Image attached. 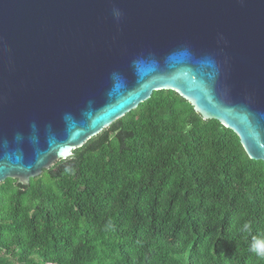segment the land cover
<instances>
[{"label":"water","instance_id":"water-1","mask_svg":"<svg viewBox=\"0 0 264 264\" xmlns=\"http://www.w3.org/2000/svg\"><path fill=\"white\" fill-rule=\"evenodd\" d=\"M158 91L264 164V0H0V183L28 186Z\"/></svg>","mask_w":264,"mask_h":264},{"label":"trees","instance_id":"trees-1","mask_svg":"<svg viewBox=\"0 0 264 264\" xmlns=\"http://www.w3.org/2000/svg\"><path fill=\"white\" fill-rule=\"evenodd\" d=\"M262 234L264 164L171 91L28 186L0 183V264H264Z\"/></svg>","mask_w":264,"mask_h":264},{"label":"clouds","instance_id":"clouds-1","mask_svg":"<svg viewBox=\"0 0 264 264\" xmlns=\"http://www.w3.org/2000/svg\"><path fill=\"white\" fill-rule=\"evenodd\" d=\"M70 170V169H69ZM250 229V225L245 223L241 231L242 232H247ZM250 251L258 258L261 260H264V234L259 235L257 237H253Z\"/></svg>","mask_w":264,"mask_h":264}]
</instances>
